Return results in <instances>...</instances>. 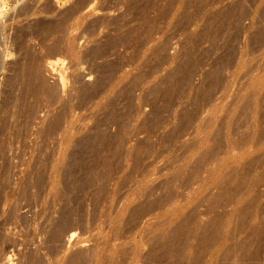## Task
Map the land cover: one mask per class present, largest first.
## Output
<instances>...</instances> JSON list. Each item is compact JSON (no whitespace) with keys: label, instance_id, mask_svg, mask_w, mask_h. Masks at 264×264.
<instances>
[{"label":"rangeland","instance_id":"obj_1","mask_svg":"<svg viewBox=\"0 0 264 264\" xmlns=\"http://www.w3.org/2000/svg\"><path fill=\"white\" fill-rule=\"evenodd\" d=\"M211 262L264 264V0H0V264Z\"/></svg>","mask_w":264,"mask_h":264},{"label":"bare ground","instance_id":"obj_2","mask_svg":"<svg viewBox=\"0 0 264 264\" xmlns=\"http://www.w3.org/2000/svg\"><path fill=\"white\" fill-rule=\"evenodd\" d=\"M26 2H27V1H26ZM58 63H59L58 60H57V61H56V60H55V61H48L46 65L48 66L47 68H50V69H51V70H49V71L52 72L53 70L56 69L55 67H59V68H60V66H58V65H59ZM57 64H58V65H57ZM11 66H12V65H11ZM45 67H46V66H45ZM47 68H46V69H47ZM46 69H45V70H46ZM57 69H58V68H57ZM57 69H56V70H57ZM34 70H35V69H34ZM34 70H32V71H34ZM62 70H63V69H62ZM46 71H47V70H46ZM51 72H50V73H51ZM31 73H32V72H31ZM31 73H30V74H31ZM36 73H37V72H36ZM52 73H53V72H52ZM52 73H51V75H52ZM56 73H57V72H56ZM56 73H55V74H56ZM59 73H60V72H59ZM59 73H57V74H59ZM61 73H62V72H61ZM33 76H34V75H33ZM38 76H39V74H38ZM54 76H55V75H54ZM54 76H53V77H54ZM59 76H60V77H59L58 81H60L61 84H62V83H63V78H62L63 76H62L61 74H60ZM51 77H52V76H51ZM30 78H31V77H30ZM42 78H43V77H42ZM54 79H55V77H54ZM39 80H40V78H39ZM44 80H45V79H44ZM41 82H42V81H41ZM44 83H45V82H44ZM61 84H60V85H61ZM64 85H65V84H64ZM57 87H58V86H57ZM59 87H60V86H59ZM61 87H64V86H61ZM55 89H56V88H55ZM59 89H60V88H59ZM61 89H62V88H61ZM63 89H64V88H63ZM52 91H53V90H52ZM51 93H52V92H51ZM197 224H199V223H197ZM212 224H213V223H212ZM214 225H216V222H214ZM214 225H213V227H214ZM209 227H211V226H209ZM213 227H212V228H213ZM204 228H205V227H204ZM214 229H215V227H214ZM200 230H201V229H200ZM204 230H205V229H204ZM206 230H207V228H206ZM211 230H212V229H211ZM215 231H216V230H215ZM217 231H218V230H217ZM217 231H216V232H217ZM199 232H200V231H199ZM202 234H203V233H202ZM214 234H215V233H214ZM73 236H74V233H73V232L70 233V237L72 238ZM207 236H208V235H207ZM211 236H212V235H211ZM200 238H202V237H200ZM208 238H209V237H208ZM195 239H196V238H195ZM198 240H199V238H198ZM206 240H207V239H206ZM210 240H211V239H210ZM208 241H209V240H208ZM198 242H199V241H198ZM209 242H210V241H209ZM204 243H205V242H204ZM240 245H241V244H240ZM249 245H250V244H249ZM210 247H211V245H210ZM196 248H197V247H196ZM200 248H201V247H200ZM207 248H208V247H207ZM210 251H211V250H210ZM210 251H209V252H210ZM241 251H242V250H241ZM9 255H10V254H9ZM198 257H199V255H198ZM212 257H213V256H212ZM7 258H8V257H7ZM7 258H6V259H7ZM205 258H206V257H205ZM216 258H217V257H216ZM10 259H11V258H10ZM211 259H212V258H211ZM198 260H199V259H198ZM208 260H209V259H208ZM7 261H9V259H8ZM204 261H205V260H204ZM213 261H214V260H213ZM199 262H200V261H199ZM217 262H218V261H217ZM217 262H216V264H217ZM209 263H210V262H209ZM209 263H208V264H209ZM212 263H213V262H211V264H212ZM199 264H200V263H199ZM218 264H219V263H218Z\"/></svg>","mask_w":264,"mask_h":264}]
</instances>
